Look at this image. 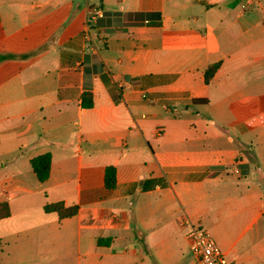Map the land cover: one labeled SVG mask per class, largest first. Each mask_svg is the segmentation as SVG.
I'll list each match as a JSON object with an SVG mask.
<instances>
[{
  "label": "crops",
  "instance_id": "obj_1",
  "mask_svg": "<svg viewBox=\"0 0 264 264\" xmlns=\"http://www.w3.org/2000/svg\"><path fill=\"white\" fill-rule=\"evenodd\" d=\"M0 54V225L25 239L8 256L41 264L44 231L46 260L195 264L188 218L264 264V0H0Z\"/></svg>",
  "mask_w": 264,
  "mask_h": 264
},
{
  "label": "trees",
  "instance_id": "obj_2",
  "mask_svg": "<svg viewBox=\"0 0 264 264\" xmlns=\"http://www.w3.org/2000/svg\"><path fill=\"white\" fill-rule=\"evenodd\" d=\"M159 14V13H157ZM147 15H149L147 13ZM6 57L5 54H0V60ZM219 63L210 65L205 71V80L208 82L213 76ZM93 104L92 94L85 93L83 97V105L91 106ZM52 155L50 152L38 154L30 159L31 166L40 181H44L49 177L51 169ZM105 184L108 188H114L117 185V169L115 165H108L105 172ZM46 211H57L61 218L72 216L77 213L78 205H66L63 201L49 202L45 204ZM6 211L0 210V215H6Z\"/></svg>",
  "mask_w": 264,
  "mask_h": 264
},
{
  "label": "rangeland",
  "instance_id": "obj_3",
  "mask_svg": "<svg viewBox=\"0 0 264 264\" xmlns=\"http://www.w3.org/2000/svg\"><path fill=\"white\" fill-rule=\"evenodd\" d=\"M239 4H242L240 3L239 1L237 2H234L232 4H229L231 7H236L238 6ZM32 205H36L37 204V201L36 199H33L31 201ZM21 204L20 202L17 203V205ZM36 243H40L41 244V247L43 249L42 251V255H43V258L40 259L41 261V264H72L73 263V258H69L70 256L74 257L75 256V247L73 244L69 245V246H64V245H60L58 247V250H57V254L58 257L57 258H53V260H46L44 258V255L45 253L47 254H50L51 253L53 254L54 252H51L48 250L46 252V248H48V246L45 245V238L48 237V233L47 232H44L42 231V233L40 235H36ZM8 239H10V242L8 241ZM16 240L18 242V235L17 233H15V231L13 230H9V227L8 225L6 224V220H4V222H2V224L0 225V264H34L33 261H22V260H19L18 258H14L12 256H8V245H10V248L12 250H15V254L17 253L18 254V245L21 244L25 239L21 236H19V243H15ZM13 245V246H11ZM34 246V245H33ZM35 253H37L35 251ZM189 254L190 256H192L193 260H194V256H193V253L191 251H189ZM38 259V258H37ZM71 259L72 262L69 260Z\"/></svg>",
  "mask_w": 264,
  "mask_h": 264
},
{
  "label": "built area",
  "instance_id": "obj_4",
  "mask_svg": "<svg viewBox=\"0 0 264 264\" xmlns=\"http://www.w3.org/2000/svg\"><path fill=\"white\" fill-rule=\"evenodd\" d=\"M244 11L245 7L241 9V14ZM235 170L239 172L238 168ZM182 226L186 228V237L195 258V264H234L204 226L188 218L182 221Z\"/></svg>",
  "mask_w": 264,
  "mask_h": 264
}]
</instances>
